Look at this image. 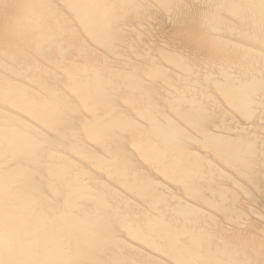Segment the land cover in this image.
<instances>
[{
	"label": "bare ground",
	"instance_id": "1",
	"mask_svg": "<svg viewBox=\"0 0 264 264\" xmlns=\"http://www.w3.org/2000/svg\"><path fill=\"white\" fill-rule=\"evenodd\" d=\"M264 0H0V264H264Z\"/></svg>",
	"mask_w": 264,
	"mask_h": 264
},
{
	"label": "rangeland",
	"instance_id": "2",
	"mask_svg": "<svg viewBox=\"0 0 264 264\" xmlns=\"http://www.w3.org/2000/svg\"><path fill=\"white\" fill-rule=\"evenodd\" d=\"M257 200H258V203L259 204H263V202H264V195L263 196H258L257 197Z\"/></svg>",
	"mask_w": 264,
	"mask_h": 264
}]
</instances>
